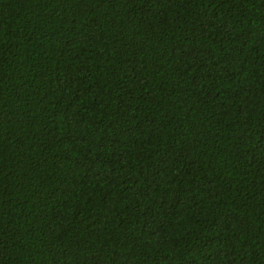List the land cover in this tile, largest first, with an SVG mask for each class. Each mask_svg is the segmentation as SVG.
<instances>
[{"label": "trees", "instance_id": "1", "mask_svg": "<svg viewBox=\"0 0 264 264\" xmlns=\"http://www.w3.org/2000/svg\"><path fill=\"white\" fill-rule=\"evenodd\" d=\"M0 264H264V0H0Z\"/></svg>", "mask_w": 264, "mask_h": 264}]
</instances>
